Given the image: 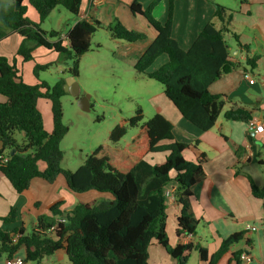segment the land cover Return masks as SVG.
I'll return each mask as SVG.
<instances>
[{
	"label": "trees",
	"instance_id": "16d2710c",
	"mask_svg": "<svg viewBox=\"0 0 264 264\" xmlns=\"http://www.w3.org/2000/svg\"><path fill=\"white\" fill-rule=\"evenodd\" d=\"M161 1L153 0L144 8L136 0L129 7L134 16L143 17L156 32L152 44L138 58L135 69L163 85V94L184 119L202 131H209L214 128L225 106V96L212 94L210 86L235 70L242 69L244 73L256 70L259 58L264 57V50L261 56L248 55L245 64L232 60L226 38L234 33L230 28L234 11L221 4L215 5L213 21L204 27L188 50H183L172 37L175 0H170L168 19L163 24L153 15ZM82 3L83 0H0V40L9 33L19 35L23 42L18 56L25 63L35 61L34 51L38 47L63 55L73 61L68 75L76 79L81 58L91 50L93 36L103 24L98 20L78 22L68 34L69 47L60 38V32L45 31L41 24L58 7L78 16ZM30 7L39 15V22L27 17ZM106 29L115 39L128 43L147 39V34L129 29L119 19ZM234 38L241 47L236 35ZM28 42L36 46L28 47ZM245 49L249 52L248 47ZM164 55L167 62L151 71ZM52 65L36 64L34 75L38 81L31 85L24 81L16 60L11 61L0 54V96L6 99L0 102V174L19 194L27 191L36 178L53 183L63 176L74 193L97 191L110 198L79 203L70 212H63L62 203H57L51 208L53 217L42 218L28 234L23 228L13 232L0 229V253L7 255V260L14 259L24 247V263L42 264L58 251L66 250L71 264H150L149 249L156 241L176 264H187L189 254L194 251L199 252L203 262L219 264L235 244L245 240L246 233H235L225 239L211 256L206 249L192 243L170 245L166 232L169 204L166 191L176 188L175 200L180 207L176 236H194L199 220L193 211V190L197 177L203 173L206 157L202 156L197 162L188 161L184 151L197 148L198 142H179L173 133V123L160 113L143 121V112L138 109L135 117L116 125L109 136L113 144L125 137L127 126L139 128L127 152L111 158L102 155L103 147H99L78 170L64 169L61 143L69 132L63 122L62 98L67 94L64 90L66 80L61 78L50 86L39 79V72ZM40 100L51 103V133L45 129L38 107ZM224 116L227 121H252L249 112L237 107H232ZM17 133L22 135V144ZM14 149L17 152L11 156ZM158 154L165 156L163 164L152 165L146 160ZM6 156L8 161L2 163ZM40 163L45 164V169L40 168ZM251 185L253 195L263 198L264 188L257 187L252 180ZM59 216L66 217L67 222L58 223L55 217ZM16 218L17 211L13 208L7 216L0 217V221L10 225ZM55 225V230L48 233ZM242 255L241 252L233 254V261L241 264Z\"/></svg>",
	"mask_w": 264,
	"mask_h": 264
},
{
	"label": "crops",
	"instance_id": "0c3cea01",
	"mask_svg": "<svg viewBox=\"0 0 264 264\" xmlns=\"http://www.w3.org/2000/svg\"><path fill=\"white\" fill-rule=\"evenodd\" d=\"M134 1L136 0H100L98 5H94L93 0H83L80 14L70 19L71 23L66 33H62L60 38L69 47L68 34L78 22L98 20L103 26H108L115 19H119L129 29L147 34L146 40L128 43L129 49L136 53L138 60L152 44L156 32L143 17L138 18L130 12L129 7ZM152 1L141 0L140 3L147 8ZM169 2L170 0H162L158 6L159 12L154 13L155 18L162 24L168 19ZM216 4L234 11V22L230 27L234 33L228 34L226 38L232 60L245 64L248 55L261 56L264 50V0H232V3H228V0L222 3H219V0H175L172 37L179 46L183 50H188L193 45L204 27L213 21ZM31 19L39 22V15L33 14ZM235 35L241 47L236 42ZM22 42L23 39L19 35L9 33L8 37L0 40V54L11 61L16 60L24 79L23 69L25 64L30 62L25 63L18 56ZM245 47H248L249 52ZM34 56L37 63V53H34ZM166 62L165 55L160 57L151 71ZM257 65L256 70L249 72L255 80L254 84L245 79L242 69H238L224 75L210 86L209 90L212 94L225 96V106L214 128L209 131H202L184 119L166 97L168 102L163 101L162 107L157 106V113L173 123V133L179 142L188 144L198 142L197 148L190 147L184 151V157L191 162H197L202 156L206 157L203 173L197 177L193 190L192 206L195 217L199 220L196 234L192 237L176 236L180 207L176 200H172L169 201L166 210V232L169 243L172 247L192 243L206 249L211 256L231 235L246 233L245 240L235 244L219 264H236L232 256L240 252L251 259L248 262L241 257V264H264V196L255 197L251 185L252 180L257 187L264 188V130L261 133L249 132V123L227 121L224 116L232 107L242 108L251 114L252 120L264 126V57L259 58ZM5 101L6 99L1 96L0 102ZM38 107L43 115L45 129L51 133L53 130L51 103L48 100H40ZM128 150L116 145L112 153L104 149L102 155L115 158ZM146 160L152 165H160L165 162V156L151 155ZM40 168L45 169V164L40 163ZM107 198H110L108 194L97 191L74 193L63 176H59L53 183L36 178L27 191L19 194L0 174V217L7 216L13 208L17 211L16 221L10 225L0 221V229L13 232L23 228L28 234L39 225L42 218L53 217L51 208L57 203H62L63 212H70L79 203H91ZM57 218L55 217L56 220ZM249 227H255L257 230L253 231ZM149 253L150 264H176V261L156 241L152 242ZM0 256V263L6 264L7 255L0 253ZM25 256V248L21 247L15 257L24 260ZM191 259L198 264H208L201 260L198 251L189 254L187 264ZM42 264H71V262L66 250H61L46 258Z\"/></svg>",
	"mask_w": 264,
	"mask_h": 264
},
{
	"label": "rangeland",
	"instance_id": "374dc122",
	"mask_svg": "<svg viewBox=\"0 0 264 264\" xmlns=\"http://www.w3.org/2000/svg\"><path fill=\"white\" fill-rule=\"evenodd\" d=\"M222 2L224 0H219V3ZM228 3H232V0H228ZM158 6L153 15L159 12ZM33 14L36 16L37 13L30 7L27 17L31 21ZM74 17L76 16L65 8L58 7L41 24V28L48 32L58 31L64 34L71 23L70 19ZM27 45L32 48L36 46L31 42ZM34 53L38 55L37 63H27L23 69L27 83H37L34 75L35 65L46 62L53 65L39 72L41 81L50 86H54L61 78L67 81L70 77L68 69L73 65L72 60L57 53L55 55L52 51H44L42 47L36 48ZM135 61L136 53L129 49L128 42L112 37L106 26L93 36L91 50L81 58L79 76L75 79L81 89L80 97L88 98L90 110H82L78 100L70 92L62 98L63 122L69 128L61 143L64 169L78 170L86 158L99 147L110 153L116 145L122 149H130L139 133L138 127L127 126V134L117 144L109 140L111 131L120 122L135 117L138 109L143 112V121L153 118L157 114V106L162 107L163 101L168 102L163 94V85L141 75L135 69ZM16 137L22 142L21 134L17 133ZM188 264L198 262L195 263L191 259Z\"/></svg>",
	"mask_w": 264,
	"mask_h": 264
},
{
	"label": "built area",
	"instance_id": "2783aa9c",
	"mask_svg": "<svg viewBox=\"0 0 264 264\" xmlns=\"http://www.w3.org/2000/svg\"><path fill=\"white\" fill-rule=\"evenodd\" d=\"M99 3H100V0H93V4L94 5H98ZM244 77H245V79L247 81H249V83L254 84L255 80H254L253 76L250 73H245ZM263 130H264L263 124H260L256 120H252L248 124V131L249 132L261 133V132H263ZM8 159H9V157H7V156L6 157H3L2 163L7 162ZM175 193H176V188L175 187H171V188H169L166 191V194L165 195H166V198H167L168 202L169 201H172V200H175ZM57 222L58 223H66L67 222V219H66V217L59 216L57 218ZM55 228H56V225L53 226V227H51L48 230V233L53 232L55 230ZM249 229H252L253 231L257 230L255 227H253V228L249 227ZM13 239L14 240H17V237H14ZM242 259L245 260V261H248V262L251 260L250 257L249 256H246V255H243L242 256ZM6 264H24V260L21 259V258L15 257L12 260H7Z\"/></svg>",
	"mask_w": 264,
	"mask_h": 264
},
{
	"label": "water",
	"instance_id": "95a60500",
	"mask_svg": "<svg viewBox=\"0 0 264 264\" xmlns=\"http://www.w3.org/2000/svg\"><path fill=\"white\" fill-rule=\"evenodd\" d=\"M64 90L66 92H70L77 100L79 107L84 111H89V101L87 97H80L81 95V89L79 88L78 84L76 83V80L74 77H69L66 81V84L64 86ZM17 150L14 149L11 151V156H14L16 154ZM1 257V256H0ZM2 264V263H0Z\"/></svg>",
	"mask_w": 264,
	"mask_h": 264
}]
</instances>
